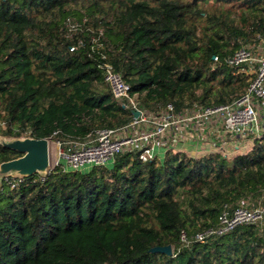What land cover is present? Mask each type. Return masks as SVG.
<instances>
[{
  "label": "trees",
  "instance_id": "16d2710c",
  "mask_svg": "<svg viewBox=\"0 0 264 264\" xmlns=\"http://www.w3.org/2000/svg\"><path fill=\"white\" fill-rule=\"evenodd\" d=\"M258 35L264 0H0V135L65 140L128 123L105 63L150 110L228 103L255 73L226 58ZM22 154L0 140V163ZM242 200L264 203V130L231 155L125 150L2 178L0 264H264V221L191 238ZM166 244L171 254L151 250Z\"/></svg>",
  "mask_w": 264,
  "mask_h": 264
},
{
  "label": "built area",
  "instance_id": "2783aa9c",
  "mask_svg": "<svg viewBox=\"0 0 264 264\" xmlns=\"http://www.w3.org/2000/svg\"><path fill=\"white\" fill-rule=\"evenodd\" d=\"M69 25L74 27L75 23ZM258 38L257 44L241 45L226 58L232 65L248 64L250 71L255 73L246 92L228 103H194L176 110L174 104L168 102L157 110H150L139 103L136 94L130 93V85L122 74L114 70L110 63H105L102 66L103 74L113 97L123 108L132 111V119L120 127L97 129L85 138L57 139L62 145L57 164L68 170H83L86 165L91 167L107 164L117 153L125 150H138L139 157L145 161L158 158V148L165 152L177 149L180 143L178 139L191 143L195 138L206 141L211 133L216 137L221 136V139L216 140L212 137L215 151L228 155L238 152L244 139L253 140L254 137H260L264 130V119L260 117L258 109L260 103L264 104V37L258 35ZM70 48L73 49L74 46ZM217 58L215 55L214 59ZM135 111L139 113L135 115ZM225 136L231 139L228 140ZM226 141H232V144L227 147ZM50 169L52 168L40 172L41 175ZM21 176L23 174L7 173L3 178L9 183H17ZM12 177L18 178V181ZM263 221L264 203L248 206L245 200H242L233 210H222L216 226L198 231L191 238L204 240L212 234H224L239 224ZM192 239L182 231L181 240L184 245L189 244Z\"/></svg>",
  "mask_w": 264,
  "mask_h": 264
},
{
  "label": "water",
  "instance_id": "95a60500",
  "mask_svg": "<svg viewBox=\"0 0 264 264\" xmlns=\"http://www.w3.org/2000/svg\"><path fill=\"white\" fill-rule=\"evenodd\" d=\"M139 112L135 111L137 115ZM1 142L21 153L22 155L2 161L0 163L3 172L15 171L17 173L28 175L36 172H44L50 164L49 138L47 137H14L12 140ZM152 251H162L167 254L172 253V245H156L151 248Z\"/></svg>",
  "mask_w": 264,
  "mask_h": 264
},
{
  "label": "rangeland",
  "instance_id": "374dc122",
  "mask_svg": "<svg viewBox=\"0 0 264 264\" xmlns=\"http://www.w3.org/2000/svg\"><path fill=\"white\" fill-rule=\"evenodd\" d=\"M250 46H253L250 45ZM257 53H260V51H256ZM262 53V52H261ZM252 69V68H251ZM253 72V71H251ZM261 105L258 106V109H259V113H260V117L262 119H264V104L260 103ZM224 135H222L223 137ZM212 137L215 138V140L218 138V139H221L220 137L221 136H218L216 137L215 134L211 133V136L210 138H207L206 141H202L201 139H196L195 138V141L192 142L193 143V146L191 144V149L195 152L196 151V148H198L200 145H210L211 146V140H212ZM14 137H5V136H1L0 135V140L2 141H8V140H12ZM225 138H227L228 140L231 139V138H228L225 136ZM224 138V139H225ZM214 140V139H213ZM226 140V139H225ZM245 141H243L240 145V150L239 151H244L246 149H248L251 145H252V140H247V139H244ZM178 141H180V143H184V142H189V141H186L184 139H178ZM184 141V142H183ZM178 143V145L180 144ZM226 146L228 147L230 144H232V141H230L229 143L226 141ZM177 145V146H178ZM62 147V145H60L58 143V140L55 138V137H51L49 138V151H50V164H49V167L48 168H53L54 166L57 165V161H59V149ZM163 150V149H162ZM238 151V152H239ZM193 152V153H194ZM166 152H164L163 154V158H164V155H165ZM231 155V154H230ZM47 168V169H48ZM90 168V165H86L84 166L82 169H89ZM7 173H10V172H3L2 169H1V166H0V184H1V180L2 178L4 177L5 174ZM13 173H17L15 171H12V174ZM172 250H173V247H172Z\"/></svg>",
  "mask_w": 264,
  "mask_h": 264
},
{
  "label": "crops",
  "instance_id": "0c3cea01",
  "mask_svg": "<svg viewBox=\"0 0 264 264\" xmlns=\"http://www.w3.org/2000/svg\"><path fill=\"white\" fill-rule=\"evenodd\" d=\"M191 144L193 146V143H191L190 141L189 142L180 143L176 148L178 150L186 151L189 155H192V156H195V155H198V154H204V153H207V152H211V151H215L216 150L215 149V145L211 143V146L210 145H206V144L204 146L203 145H200L198 148H196V151L194 152L191 149ZM164 152L165 151L162 150L161 148H158L157 149L158 158L160 160L163 159Z\"/></svg>",
  "mask_w": 264,
  "mask_h": 264
}]
</instances>
